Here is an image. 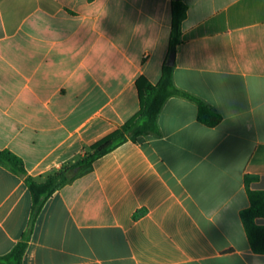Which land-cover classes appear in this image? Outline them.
Wrapping results in <instances>:
<instances>
[{
    "label": "crops",
    "instance_id": "crops-1",
    "mask_svg": "<svg viewBox=\"0 0 264 264\" xmlns=\"http://www.w3.org/2000/svg\"><path fill=\"white\" fill-rule=\"evenodd\" d=\"M172 1L0 0V149L44 181L136 115L137 80L158 84L169 57ZM183 2L174 82L222 121L170 98L158 135L47 200L23 264H264L242 219L264 191V0ZM31 213L24 179L0 165V255Z\"/></svg>",
    "mask_w": 264,
    "mask_h": 264
},
{
    "label": "trees",
    "instance_id": "trees-1",
    "mask_svg": "<svg viewBox=\"0 0 264 264\" xmlns=\"http://www.w3.org/2000/svg\"><path fill=\"white\" fill-rule=\"evenodd\" d=\"M186 14L187 6L183 0H173L172 28L169 42L170 57L175 54L177 46L181 43L182 24ZM168 62L163 66L162 78L158 84H152L146 77H141L137 80L136 87L139 92L141 108L136 115L117 130L92 145L90 152L78 162L75 164H64L50 174L46 180L41 181L29 175L22 158L10 150L0 149V165L13 174L22 177L32 197L29 228L23 235L22 240L11 252L0 255V264H23L28 243L39 214L47 200L65 183L90 167L95 160L109 154L126 142H136L139 138L147 135H158L160 133L159 116L170 98L181 97L197 103L199 120L209 127H215L222 121V116L215 108L175 85L174 66H170ZM250 180L251 178L247 177V181ZM249 196L252 205L249 209L242 212V219L254 252L264 254V227L256 223L258 218L264 217V191H250ZM139 216H141L140 213L136 214L135 219L139 218Z\"/></svg>",
    "mask_w": 264,
    "mask_h": 264
},
{
    "label": "water",
    "instance_id": "water-1",
    "mask_svg": "<svg viewBox=\"0 0 264 264\" xmlns=\"http://www.w3.org/2000/svg\"><path fill=\"white\" fill-rule=\"evenodd\" d=\"M169 65L170 66H174L175 64V54H173L171 57H170V60H169Z\"/></svg>",
    "mask_w": 264,
    "mask_h": 264
},
{
    "label": "rangeland",
    "instance_id": "rangeland-1",
    "mask_svg": "<svg viewBox=\"0 0 264 264\" xmlns=\"http://www.w3.org/2000/svg\"><path fill=\"white\" fill-rule=\"evenodd\" d=\"M169 59H170V56L168 57L167 62L169 61ZM138 112H139V111H138ZM88 152H90V150H89ZM88 152H87V153H88Z\"/></svg>",
    "mask_w": 264,
    "mask_h": 264
}]
</instances>
